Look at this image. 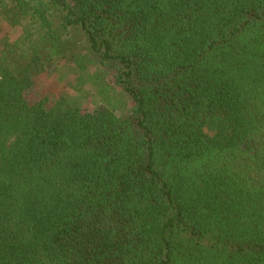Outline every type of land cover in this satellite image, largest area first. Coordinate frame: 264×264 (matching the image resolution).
Listing matches in <instances>:
<instances>
[{"label":"trees","instance_id":"trees-1","mask_svg":"<svg viewBox=\"0 0 264 264\" xmlns=\"http://www.w3.org/2000/svg\"><path fill=\"white\" fill-rule=\"evenodd\" d=\"M0 23V264H264V0H0ZM72 32L128 114L29 98Z\"/></svg>","mask_w":264,"mask_h":264},{"label":"rangeland","instance_id":"rangeland-1","mask_svg":"<svg viewBox=\"0 0 264 264\" xmlns=\"http://www.w3.org/2000/svg\"><path fill=\"white\" fill-rule=\"evenodd\" d=\"M1 24L0 26L6 28L7 25ZM72 33L70 42L73 44L60 48L62 52L69 54L68 58L51 64L47 72L41 73L35 78L33 86L29 89V98L34 100L47 95L51 99H56L64 96L74 99L84 109L93 111L103 105L114 108L118 115L128 114L133 103L121 87L115 85L114 76L106 77L107 86L105 85L106 87L102 89L87 81L86 74L95 72L96 63L85 49L86 45L81 34ZM2 34L3 32L0 31V36ZM72 53H74L73 56ZM75 60L85 63L87 70L81 71L76 68Z\"/></svg>","mask_w":264,"mask_h":264}]
</instances>
